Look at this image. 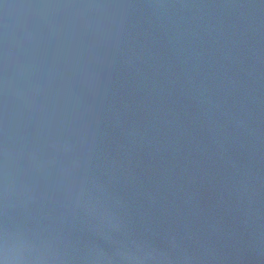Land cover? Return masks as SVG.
Masks as SVG:
<instances>
[{
	"label": "water",
	"instance_id": "1",
	"mask_svg": "<svg viewBox=\"0 0 264 264\" xmlns=\"http://www.w3.org/2000/svg\"><path fill=\"white\" fill-rule=\"evenodd\" d=\"M0 259L264 264V0H0Z\"/></svg>",
	"mask_w": 264,
	"mask_h": 264
},
{
	"label": "clouds",
	"instance_id": "2",
	"mask_svg": "<svg viewBox=\"0 0 264 264\" xmlns=\"http://www.w3.org/2000/svg\"><path fill=\"white\" fill-rule=\"evenodd\" d=\"M0 264H7V261L5 259H0Z\"/></svg>",
	"mask_w": 264,
	"mask_h": 264
}]
</instances>
